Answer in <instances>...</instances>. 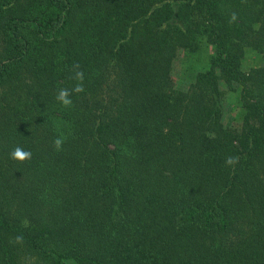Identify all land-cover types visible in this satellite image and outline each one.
Here are the masks:
<instances>
[{
	"label": "trees",
	"instance_id": "obj_1",
	"mask_svg": "<svg viewBox=\"0 0 264 264\" xmlns=\"http://www.w3.org/2000/svg\"><path fill=\"white\" fill-rule=\"evenodd\" d=\"M0 264H264V0H0Z\"/></svg>",
	"mask_w": 264,
	"mask_h": 264
},
{
	"label": "rangeland",
	"instance_id": "obj_2",
	"mask_svg": "<svg viewBox=\"0 0 264 264\" xmlns=\"http://www.w3.org/2000/svg\"><path fill=\"white\" fill-rule=\"evenodd\" d=\"M207 50L208 53L212 52V47L209 46ZM254 64H255V58L251 53L249 54V60L246 63V67L248 68L250 66H253ZM191 65H192L191 59L185 53H181L174 63L173 83L176 87L186 88L190 85L194 73L201 68L199 65H196L195 68H192ZM221 95L225 105L226 123L228 124V126H230V129L234 131L240 130L241 123L236 116L237 112H236L235 94L230 90H228V88L225 85H223Z\"/></svg>",
	"mask_w": 264,
	"mask_h": 264
},
{
	"label": "clouds",
	"instance_id": "obj_3",
	"mask_svg": "<svg viewBox=\"0 0 264 264\" xmlns=\"http://www.w3.org/2000/svg\"><path fill=\"white\" fill-rule=\"evenodd\" d=\"M232 19H235V15H233ZM73 70H74V76L72 77L77 81L75 86L72 89H67V88H60L57 92L56 95V100L64 107H71L72 106V94L76 93L79 94L84 91L83 87V80H84V72L80 70V65L79 63H75L73 65ZM64 143V137L60 136L57 137L54 141V147L57 151L61 150L62 145ZM31 152L30 151H25L23 148L17 146L14 148V150L10 153V157L13 160L19 161V162H24L25 160L31 159ZM239 158L238 157H227L226 158V164L229 166H234L236 163H238ZM19 240L20 238L17 237Z\"/></svg>",
	"mask_w": 264,
	"mask_h": 264
}]
</instances>
